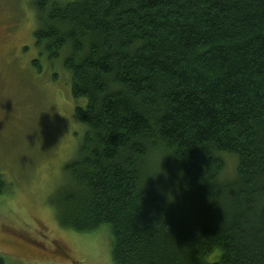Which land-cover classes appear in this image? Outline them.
Returning <instances> with one entry per match:
<instances>
[{
	"label": "trees",
	"instance_id": "1",
	"mask_svg": "<svg viewBox=\"0 0 264 264\" xmlns=\"http://www.w3.org/2000/svg\"><path fill=\"white\" fill-rule=\"evenodd\" d=\"M32 7L37 48L86 101L77 156L49 198L58 223L109 226L114 264H264V0ZM161 139L172 155L146 182L137 164Z\"/></svg>",
	"mask_w": 264,
	"mask_h": 264
},
{
	"label": "rangeland",
	"instance_id": "2",
	"mask_svg": "<svg viewBox=\"0 0 264 264\" xmlns=\"http://www.w3.org/2000/svg\"><path fill=\"white\" fill-rule=\"evenodd\" d=\"M33 2L0 0V174L7 184L0 196V259L114 264L109 226L92 232L64 228L49 203L81 145L85 129L75 109L86 101L72 97L62 60L50 63L37 48ZM224 159L222 177L228 179L236 159Z\"/></svg>",
	"mask_w": 264,
	"mask_h": 264
},
{
	"label": "clouds",
	"instance_id": "3",
	"mask_svg": "<svg viewBox=\"0 0 264 264\" xmlns=\"http://www.w3.org/2000/svg\"><path fill=\"white\" fill-rule=\"evenodd\" d=\"M172 155L170 153V146L166 140L150 144L145 151L144 157L138 162L137 170L142 180L149 177H157L159 174L164 173L162 163L165 157ZM144 184L143 188L145 187ZM142 188V189H143Z\"/></svg>",
	"mask_w": 264,
	"mask_h": 264
}]
</instances>
